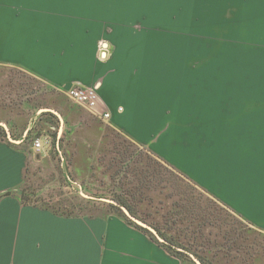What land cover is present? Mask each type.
<instances>
[{
  "label": "crops",
  "instance_id": "obj_1",
  "mask_svg": "<svg viewBox=\"0 0 264 264\" xmlns=\"http://www.w3.org/2000/svg\"><path fill=\"white\" fill-rule=\"evenodd\" d=\"M166 9L175 7L134 0H0V66L17 69L63 95L75 83L94 86L112 115L104 125L85 108L59 106L62 122L55 114L59 127L52 149L45 136L49 124L39 121L46 108L20 100L22 114L6 120L19 143L0 139V197H7L0 200V264H97L98 259L99 264H191L119 215L108 217L107 224L97 215L63 217L6 195L34 178L44 164L89 175L97 168L107 129L150 151L264 232V145L252 132H242L244 127L230 129L227 122L263 126L264 82H240L255 77L217 64L201 70L171 67L169 53L147 32L148 25H156L155 12ZM102 42L111 47L105 61L98 59ZM180 84L190 91L182 97V121H197L201 127L155 135V123L167 115ZM210 121H221L214 125V135ZM30 132L41 135V151L32 142L24 147ZM63 178L72 185L69 177ZM53 189L44 184L40 195L51 196Z\"/></svg>",
  "mask_w": 264,
  "mask_h": 264
},
{
  "label": "rangeland",
  "instance_id": "obj_2",
  "mask_svg": "<svg viewBox=\"0 0 264 264\" xmlns=\"http://www.w3.org/2000/svg\"><path fill=\"white\" fill-rule=\"evenodd\" d=\"M173 12H176V8L156 11V25H148L149 29H147L159 47L169 53L171 67L176 70L187 69L185 65L189 58L204 56L211 49L219 48L214 62L207 67L217 64L224 68L232 67L240 73L249 71L255 79L250 78L248 81L245 76L238 81H252L256 84L264 82V0H201L200 6L199 4L185 6L183 12L177 13V22L167 27L166 22ZM193 16L199 18V27L191 23ZM181 28L204 31L207 33L205 38L211 43L205 44L203 40L196 43L190 41L187 34H174ZM109 49L111 51V47ZM178 76L179 74L176 73L175 77ZM11 82L14 87L5 88ZM184 82L188 83L187 78ZM22 84L26 86L29 84L38 89V92L30 98L35 99V102L45 103L46 109L58 112L59 106L80 108L66 95L44 89L35 78L17 69L0 66V87L3 88L0 90V123L8 128L6 120H15L18 114H22L18 104L22 98L18 95L24 94L18 89ZM257 88H259L258 85ZM189 92L188 87L182 84L173 91V99L169 100L167 109H174L173 114L177 116L176 122L184 126L174 125L170 133L176 131L182 134L184 131H194L201 127L197 121H182L181 113L185 108L182 97ZM9 95L12 96L9 97ZM5 97L10 99L5 100ZM24 98L28 99L27 96ZM83 111L90 113L87 110ZM162 118L161 122L155 123L153 132L155 135L160 133L169 122L167 115H163ZM220 122H207L212 135H214V125ZM227 122L230 129L244 127L242 132L246 135L252 132L255 140H260L264 145V123L263 126H259L257 123L249 122L245 126L244 123L231 120ZM57 129L54 130L55 135ZM104 137V141L109 144L102 147L100 155H96L97 168L89 172V175H82L81 172L65 166L62 170L58 165H51V163L40 166L36 176L27 182V186L40 189L44 184H53L54 189L51 192L52 196L45 197L46 199L35 197L36 203L49 208L64 207L68 213L75 214L81 213L77 200L81 197L88 199L82 194L110 200L114 197H127L135 203L136 214L146 220L144 222L152 227L155 226L172 239L176 247L185 249L195 256L198 255L211 264H264V232L247 225L150 151L140 148L110 129L105 130ZM52 139L55 140V137ZM48 141L53 149L54 141L50 138ZM180 143H182L181 140ZM124 155L128 158L121 163L120 158ZM145 171L151 173L147 179V186L143 190H138L139 178ZM63 176L69 177L72 185H69L67 183L69 180L64 179ZM180 190L184 191L183 194L189 200L196 201L205 209L199 219L184 218L179 215L184 212L183 205L188 203L180 201L182 199ZM81 208H83L82 213L87 215L108 212L107 208L100 205ZM178 216L179 218L176 219ZM200 224H203L202 227ZM233 231L241 232L244 236L240 243L230 250V241L227 238L234 237ZM240 245L242 248L238 250Z\"/></svg>",
  "mask_w": 264,
  "mask_h": 264
},
{
  "label": "trees",
  "instance_id": "obj_3",
  "mask_svg": "<svg viewBox=\"0 0 264 264\" xmlns=\"http://www.w3.org/2000/svg\"><path fill=\"white\" fill-rule=\"evenodd\" d=\"M8 87H10V88H12V87H14V85H13V83L11 82V83H9V84H7L6 86H5V88H8ZM4 88V89H5ZM18 89H20L21 91H23V93L25 94H21L20 93V95H18L19 96V98H23V97H25V96H27L28 97V99H27V101L28 102H30V103H35L37 106H41V107H43V106H46V104L45 103H43V102H35V99H31L30 97H32L34 94H36L37 92H38V89H36V87H34V86H32V85H25V84H22V85H20V87L18 88ZM0 90H3V88L2 87H0ZM24 95V96H23ZM12 95H9V97H11ZM9 97H7V98H9ZM6 97H5V100L7 99ZM21 98V99H22ZM3 99H4V97H3ZM10 99V98H9ZM19 104V103H18ZM17 105V104H16ZM20 105V104H19ZM39 121L41 122H46L47 124H49V127H47L46 129H45V136L46 137H48V138H50V140L51 141H54L53 143L55 144V141L56 140H53L52 138H54L55 137V139H56V136H57V134L55 135V131H52L51 129H50V127H55L56 129L59 127V119H58V117L55 115V114H53V113H51V112H47V113H42L41 115H40V118H39ZM57 133V132H56ZM40 136L41 135H37V136H33L32 135V133L30 132V134H28V136L26 137V139H25V141H24V147L25 148H27V146L32 142H34V140H36L37 138H40ZM14 138H15V136H13ZM65 137V134H64V136L61 138V146H63V141H64V138ZM0 139L1 140H4V141H8V139H7V136H6V131H5V129L2 127V126H0ZM9 142V141H8ZM11 144V143H10ZM107 144H109L108 142H105V145H107ZM26 145V146H25ZM128 154V153H127ZM125 158H126V155H124L123 157H121L120 159H121V163L125 160ZM127 158H128V156H127ZM126 158V159H127ZM161 162V161H160ZM164 164V163H163ZM173 172H175V171H173ZM176 173V172H175ZM150 172H148V171H145V172H143L142 174H141V176H140V178H139V186L137 187V189L138 190H143L147 185V182H148V178L150 177ZM156 175V174H155ZM157 177L159 176V175H156ZM160 182H163V180H160ZM51 192H53V191H51ZM184 193V191H182V190H180V192H179V194L182 196V199L180 200V201H186V202H188L186 205H183V209H184V212H181V213H179V215H181L182 217H187V218H190V217H193V218H195V219H199L200 218V216L201 215H203L204 214V212H205V209L203 208V207H201L196 201H194V202H192V199H188L186 196H185V194H183ZM16 195V196H18L19 198H20V200L22 201V203L24 204V205H36V206H40L39 204H37L36 202L37 201H35V197H39V198H41V199H46L44 196H41L40 195V189H33V188H31V187H28L27 186V183L24 185V186H22V187H20L19 189H18V191H16V192H9V193H7L6 195ZM53 194V193H52ZM52 196V195H51ZM112 200H115L118 204H120L121 206H125L126 208H128L129 210H130V212L134 215V216H136L137 218H139V219H141L142 221H146V220H144L143 218H141L140 216H138L137 214H136V212L134 211V206H135V203L133 202V201H131V200H129L127 197H123V196H121V197H114V198H112ZM77 202H78V205H79V210L81 211V213H75V214H71V213H68L67 211H65L66 209L64 208V207H61V208H58V207H51V208H49V207H44V206H41V207H43V208H46V209H48V210H50V211H52L54 214H56V215H58V216H63V217H74V216H83V215H87L86 213H82V211H83V208H81V207H86V208H89V206L91 207V206H94V205H100V206H103V207H105V208H107L108 209V212H110V211H114V210H119L118 211V214L117 215H119L120 216V214H122V217L130 224V225H132V226H134V227H136V228H138V229H140L141 231H143V232H145L146 234H148V235H150L154 240H156V238L148 231V230H146V229H144V228H142V227H140V226H138V225H136L134 222H132L131 220H129L124 214H123V212L121 211V209L120 208H118L117 206H115V205H113V204H109V203H106V202H103V201H100V200H98V199H84V198H82L81 197V199L80 200H77ZM77 204V203H76ZM197 212H199V213H197ZM207 214V213H206ZM208 216V215H207ZM179 218V216L178 217H176V219H178ZM208 221H209V217H208ZM201 225V227H202V225L203 224H200ZM223 226V225H222ZM153 227H155V226H153ZM155 229H157L156 227H155ZM158 230V229H157ZM158 232L160 233V235L162 236V237H164L168 242H169V244L170 245H164V244H161L168 252H170L172 255H174L175 257H177V258H179V259H181L182 261H184V262H189V263H191V264H194V262L190 259V257L186 254V253H184V252H180V251H178L177 250V248H179V247H176V244H175V242L172 240V239H170L169 237H167L165 234H163L162 232H160L159 230H158ZM233 233H234V237H232V236H229L227 239H229V241H230V245H229V248H230V250H233L234 249V247L236 246V244H239L240 243V240L243 238V236H244V234L243 233H241V232H237V231H233ZM230 234V233H229ZM157 241V240H156ZM158 242V241H157ZM159 243V242H158ZM241 248H242V245H240V247H238V250H241ZM183 250H185V249H183ZM186 251V250H185ZM204 264H211L209 261H207V260H205V259H203V258H201L200 256H198V255H196Z\"/></svg>",
  "mask_w": 264,
  "mask_h": 264
},
{
  "label": "snow or ice",
  "instance_id": "obj_4",
  "mask_svg": "<svg viewBox=\"0 0 264 264\" xmlns=\"http://www.w3.org/2000/svg\"><path fill=\"white\" fill-rule=\"evenodd\" d=\"M134 2L143 3L149 7H168L173 6L176 8V12H173V14L168 17V20L166 22L167 27H171L173 23L177 22V13L183 12L185 6L194 5L197 0H134ZM191 23L195 24L199 27L200 21L199 18L196 16L191 17ZM177 35H188V38L192 42L198 43L200 40H203L205 44H210L211 41L209 39H206L207 33L204 31H199L197 29L193 28H187V29H179L176 33ZM219 52V48L211 49L209 52L205 53L204 56L196 57V58H189L188 62L186 63L185 67L189 70H201L204 66H210L212 62H214V57ZM139 71V68L133 70V74L135 75ZM211 91V89H209ZM264 103V102H262ZM249 110H251V105H247ZM167 112V116L169 118V122H167L166 127L161 131V135L168 132L169 129H171L174 125L176 127H183L184 125L178 124L177 116H174V109H165ZM7 197H0V200L5 199ZM119 210L110 211L107 213H98L97 218L103 222L104 224L108 223V217L117 215ZM120 217H122V214H120ZM126 219V218H125ZM106 243L105 241H102V245ZM103 256V247L101 248V252L99 254V258H102ZM174 258V257H172ZM97 264H99V259L97 260Z\"/></svg>",
  "mask_w": 264,
  "mask_h": 264
},
{
  "label": "built area",
  "instance_id": "obj_5",
  "mask_svg": "<svg viewBox=\"0 0 264 264\" xmlns=\"http://www.w3.org/2000/svg\"><path fill=\"white\" fill-rule=\"evenodd\" d=\"M109 56V46L107 43L102 42L99 46L98 59L105 61ZM65 94L74 104L85 108L90 114L105 124H110L112 115L102 106V101L96 87L75 83L65 91ZM43 148L44 142L41 139L34 140L33 149L35 151H41Z\"/></svg>",
  "mask_w": 264,
  "mask_h": 264
},
{
  "label": "water",
  "instance_id": "obj_6",
  "mask_svg": "<svg viewBox=\"0 0 264 264\" xmlns=\"http://www.w3.org/2000/svg\"><path fill=\"white\" fill-rule=\"evenodd\" d=\"M40 112H41V113H43V112H52V113L58 115V116L60 117V119H61V122H62V117H61V115H60L57 111H55V110H51V109H42ZM0 126H2V127L5 129L7 139H8L11 143H14V144H18V143H19V141L15 140V139L13 138L12 132L10 131V129H9L5 124L0 123ZM61 132H62V126L60 127L59 134H60ZM82 195H83L84 197L88 198V199H97V198H94V197H91V196H87V195H84V194H82ZM98 200L103 201V202H106V203H109V204H113V205L117 206L118 208L121 209V211L123 212V214H124L129 220H131L132 222H134L136 225H138V226H140V227H142V228L148 230V231H149V232H150V233L156 238V240H157L159 243L164 244V245H170L169 242H168L165 238H163V237L158 233V231H157L154 227L150 226V225L147 224L146 222H144V221L140 220L139 218H137L136 216H134V215L130 212V210H129L128 208H126L125 206H121V205L118 204L115 200L103 199V198L98 199ZM177 250L180 251V252H184V253H186V254L190 257V259L194 262V264H204V263H203L199 258H197L195 255H193V254H191V253H189V252H187V251H185V250H183V249H181V248H177Z\"/></svg>",
  "mask_w": 264,
  "mask_h": 264
}]
</instances>
